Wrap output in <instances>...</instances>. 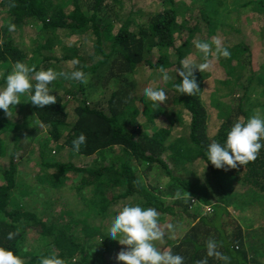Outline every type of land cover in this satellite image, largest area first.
<instances>
[{
  "label": "trees",
  "instance_id": "16d2710c",
  "mask_svg": "<svg viewBox=\"0 0 264 264\" xmlns=\"http://www.w3.org/2000/svg\"><path fill=\"white\" fill-rule=\"evenodd\" d=\"M160 1V8L148 12L138 5L127 8L124 0H0V86L17 61L34 65L36 70L88 74L86 84L65 77L54 81L50 87L57 96L55 104L40 108L25 95L10 116L0 110V246L10 248L24 264H41L43 258L52 264L57 259L62 264H123L117 260L122 247L107 238V230L119 210L136 204L155 208L159 219L174 214L192 218L195 223H188L184 236L160 248L181 255L184 264L205 259L209 239L218 242V250L230 257V264H264V254L254 248L256 237L244 232L232 212L256 204L264 208V148L255 161L227 170L207 164L205 155L210 143L225 142L235 122L246 121L257 109L264 114V104L252 112L250 99L264 96V89L253 91V81L264 84L260 72L264 46L254 47L252 58L253 50L240 41L223 45L231 56L217 62L227 73L220 83L229 86L234 96L212 92L224 117L218 130L210 133L203 98L207 71L194 72L202 90L196 96L180 94L174 85L182 80L177 74L181 60L193 54L202 59L193 43L196 31L205 33L199 41L210 43L215 35L211 28L220 27L209 24L207 13L205 20L189 27L186 8L196 3L193 0H186L188 5L183 0ZM258 1L259 15H263L264 0ZM10 24L15 25L14 31H9ZM73 59L80 63L72 65ZM209 60L213 65L214 59ZM160 67L168 71L169 81L162 80ZM148 69L154 73L151 83L166 90L167 103L173 101L187 111L189 125L184 136L170 140L173 130L183 124L181 115L167 111V103L158 107L138 95L136 73ZM237 80L238 88L232 87ZM100 91L107 97L94 103L93 95ZM134 96L141 97L142 107ZM19 111L27 116L15 122L13 113ZM143 114L144 124L140 122ZM31 119L36 124V146L23 141L19 133L30 128ZM13 132L14 147L8 148L7 139ZM81 133L86 143L76 153L72 141ZM115 148L133 155L150 170L155 166L164 169L170 181L165 190L177 200L169 202L161 190L147 186L128 158L106 155ZM66 150L69 161L64 157ZM93 156V163L79 164ZM17 157L35 161L32 172L24 174L26 179L15 163ZM56 193L69 202L62 214ZM193 207L200 211L209 207L212 212L197 217L190 213ZM9 233L15 234L11 240ZM39 241L44 243L41 250ZM207 259L208 264H224L214 257Z\"/></svg>",
  "mask_w": 264,
  "mask_h": 264
},
{
  "label": "clouds",
  "instance_id": "9594fccd",
  "mask_svg": "<svg viewBox=\"0 0 264 264\" xmlns=\"http://www.w3.org/2000/svg\"><path fill=\"white\" fill-rule=\"evenodd\" d=\"M15 25H9V31H14ZM196 50L202 54V63H195L191 59L180 61V69L177 74L182 78L179 84L174 85L176 92L189 96H196L202 90L196 80L194 72H204L210 69L212 59L230 58L231 52L223 46L219 37L212 42H193ZM72 65H78L80 61L73 59ZM159 72L164 82L171 79L168 71L160 67ZM176 74V75H177ZM60 77H65L81 84L88 82V74L83 70L72 71L70 75L64 72L36 70L35 66H29L17 61L12 71L4 77V84L0 86V110H4L10 116V110L21 103V96L27 95L29 101L40 108L55 104L57 96L53 94L51 85ZM144 97L153 105L160 107L161 103H167L168 96L162 87H146L143 90ZM86 143V136L81 133L72 141V149L79 153L81 146ZM264 148V114L257 111L246 121L238 120L227 131L224 143L212 142L206 150L207 164L210 162L216 169L237 168L255 161L261 149ZM159 212L153 207H142L139 204L125 205L115 214L107 230V238L118 241L127 246L117 255V260L123 264H184V257L173 254L169 250L161 251L156 242L164 237L159 223ZM171 227V226H170ZM14 233L8 234V239L14 237ZM219 244L214 239L206 242L207 257H214L230 264V257L218 250ZM207 257L198 264H208ZM0 264H24L23 259L7 247L0 246ZM41 264H52L48 258H43ZM55 264H62L57 259Z\"/></svg>",
  "mask_w": 264,
  "mask_h": 264
},
{
  "label": "rangeland",
  "instance_id": "374dc122",
  "mask_svg": "<svg viewBox=\"0 0 264 264\" xmlns=\"http://www.w3.org/2000/svg\"><path fill=\"white\" fill-rule=\"evenodd\" d=\"M127 4L126 7H132V6H139L143 8L144 10H147L148 12H153L161 7V1L160 0H124ZM196 3L190 4L189 11L186 13V19L189 22V27H194L196 24L202 20H205V14H208L207 20L209 21V24L211 26H215L217 24L220 28L218 29H212L211 30L215 33V35L211 36L210 43L212 42L213 38L219 37L222 41V44H232L235 41L243 43V45L247 46L248 48L252 49V58H254V47L262 48L264 46V14L259 15L260 13V5L261 1L258 0H203L204 7L201 5V0H193ZM184 4L188 5V1L183 0ZM202 13H199V11H202ZM206 12H205V11ZM217 11V14L215 12ZM215 14V15H214ZM207 16V15H206ZM206 18V17H205ZM204 30H208V26L205 27ZM188 31L186 29L184 32ZM30 32V31H29ZM243 35L242 38L240 36ZM199 39H205V33H202L201 31H196L194 35V41ZM20 41L23 40L22 37L19 39ZM193 41V42H194ZM197 52V50L195 51ZM193 54V53H192ZM249 54V53H248ZM192 61L197 63H202L201 55L193 54L190 56ZM214 64L211 65L210 69L207 71V85L205 88V91L203 92V98L205 100L206 107L209 111V117L210 120L208 122L209 124V132L215 133L218 128L221 125V118L224 117V113H221V108L217 107L214 104V99L211 96L212 92H218L222 95H228L230 98L233 97V91L229 86H225L221 84V81H224L225 77L227 78V73H225L224 69L220 67L217 62L220 63L219 59L213 60ZM253 70L255 71L256 68L253 67ZM260 72L264 78V67L260 68ZM154 73L151 70L143 71L139 70L136 73V80H138V85L136 87V91L139 96L143 95V90L146 87H156L155 83H151L154 79L153 77ZM158 84V83H157ZM238 80L237 82L234 81L232 83V87L238 88ZM253 91L258 92L260 90L264 89V84L259 81H253ZM171 89H168V93ZM242 91V90H241ZM244 91V90H243ZM167 93V94H168ZM107 97V95H105ZM25 95L21 96V102L23 101ZM103 94H101V91L99 94H94L93 98L96 100L93 101H104ZM143 97V96H142ZM135 98V96H134ZM141 97L135 98L137 101V105H140V107L143 106V102L140 100ZM250 99L253 101L251 102L253 108L251 109L252 112H254L256 106H261L264 104V96L258 95V96H251ZM98 100V101H97ZM93 103V105H94ZM227 103V100L225 101ZM224 102H221L222 107L225 105ZM166 104V103H161ZM104 106H106V100L104 102ZM251 106V105H250ZM167 111H174L178 115H181L183 118V124L179 127L175 128L172 133V138H180L186 134L188 131V125H189V117L187 115V111L184 110L182 106H177L174 104L173 101L167 103L165 105ZM144 108V107H143ZM251 108V107H250ZM249 107L247 108V110ZM143 110V109H142ZM257 111H261L260 109L255 110L254 114ZM14 119L15 122H21L27 115L23 114L22 112H14ZM221 115L223 117H221ZM13 117V115H12ZM146 119V115H142L140 117V122L144 124V121ZM167 119H165L166 122ZM169 122H166V124ZM160 125H162L161 122H159ZM34 126H36L35 122L31 119L30 121V128L29 129H23L19 131L21 138L23 141H26L27 143H32L33 146H36V133L34 132ZM34 128V129H33ZM25 134H27L25 136ZM14 132L8 137L7 142L9 143L8 148L14 147ZM44 135H37V137L40 139ZM33 146H31L33 148ZM68 150L65 152V160L69 161L71 159L70 155L68 154ZM9 153V151H8ZM24 153L19 154L20 156ZM106 155L109 157L114 155L123 156L129 159L131 161V164L136 167L137 175L139 178L151 189L154 187V189L161 190L163 193V197H165L166 200L169 202H174L177 200L176 197L171 195L170 193H167L165 190V187L170 184L169 177L164 169H162L159 166L153 167L151 170L148 169L147 166L144 164L138 162L136 159H134L133 155H127L124 153L123 149L121 148H115L114 150H107ZM96 158V156L86 158L81 160L79 164H91L93 163V160ZM79 162V161H78ZM15 163L18 165L19 172H21L23 175L26 174V172H32V166L34 167L35 161L28 160L27 157H17L15 160ZM181 170V169H180ZM182 171V170H181ZM38 173L37 170H34V174ZM181 174H186L184 172H181ZM24 179H26L24 175ZM67 182H70L68 180ZM1 184V182H0ZM67 186L61 187L60 189L64 190L63 188H66ZM159 188V189H158ZM59 190V189H58ZM57 197H60V204L58 205L57 209L61 211V214L67 209L68 207V200L65 198L64 195H58L56 193ZM54 194L53 198H57ZM68 197V196H66ZM176 207V206H175ZM236 211H232L237 220L240 222L241 226L244 228L245 233H252L253 236L256 238L254 239V248L258 250L259 253L264 254V243L261 239L264 240V208L256 204V206H253L252 208H246L242 209L241 207L238 208ZM176 210L178 208L176 207ZM193 213L195 216L205 215L207 213L212 212L209 207H206L203 211H200V208H194L190 211V213ZM191 213V214H192ZM192 214V215H193ZM197 216V217H198ZM65 220H68L67 218ZM160 227L162 232L166 233L165 236H168L169 241L177 240L178 238H181L184 236V234L189 230L190 227H188V223H193L192 218L188 217H182L177 216L176 214L171 216H165L162 219H159ZM195 223V222H194ZM193 223V224H194ZM192 224V225H193ZM171 226V227H170ZM168 240H165L164 238L161 241H157V247L160 249L163 245L167 243ZM38 245H41L38 250H41L44 248V243L38 242ZM121 245V244H120ZM38 247V246H37ZM122 249L126 248L125 245H121ZM37 250V251H38Z\"/></svg>",
  "mask_w": 264,
  "mask_h": 264
},
{
  "label": "crops",
  "instance_id": "0c3cea01",
  "mask_svg": "<svg viewBox=\"0 0 264 264\" xmlns=\"http://www.w3.org/2000/svg\"><path fill=\"white\" fill-rule=\"evenodd\" d=\"M165 234H166V233H164V236H165ZM165 237H166V236H165ZM165 237H164V239H165ZM166 240H168V236L166 237ZM126 248H127V247H126ZM126 248H124V249H126ZM122 250H123V249H122Z\"/></svg>",
  "mask_w": 264,
  "mask_h": 264
}]
</instances>
